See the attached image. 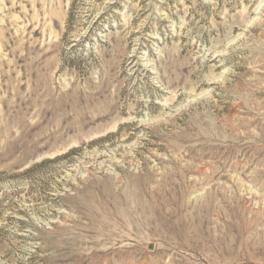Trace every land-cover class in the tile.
Segmentation results:
<instances>
[{
    "label": "rangeland",
    "instance_id": "374dc122",
    "mask_svg": "<svg viewBox=\"0 0 264 264\" xmlns=\"http://www.w3.org/2000/svg\"><path fill=\"white\" fill-rule=\"evenodd\" d=\"M0 264H264V0H0Z\"/></svg>",
    "mask_w": 264,
    "mask_h": 264
}]
</instances>
